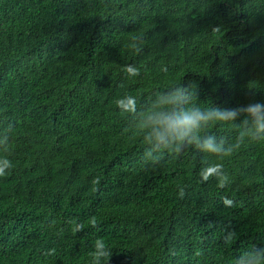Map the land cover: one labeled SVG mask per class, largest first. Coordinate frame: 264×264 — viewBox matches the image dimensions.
<instances>
[{"label":"trees","instance_id":"trees-1","mask_svg":"<svg viewBox=\"0 0 264 264\" xmlns=\"http://www.w3.org/2000/svg\"><path fill=\"white\" fill-rule=\"evenodd\" d=\"M180 84H195L205 107L264 103V0H0V133L14 125L0 264H90L97 238L109 264H234L264 247V142L144 162L135 117L116 101L143 105ZM207 132L236 136L231 124ZM206 162L223 164L227 187L201 182Z\"/></svg>","mask_w":264,"mask_h":264},{"label":"clouds","instance_id":"clouds-1","mask_svg":"<svg viewBox=\"0 0 264 264\" xmlns=\"http://www.w3.org/2000/svg\"><path fill=\"white\" fill-rule=\"evenodd\" d=\"M142 43L140 37H134L129 48L139 53L142 51ZM123 71L129 77L140 75V70L131 64L125 65ZM162 71L167 72V68ZM116 106L122 115L135 117L145 146L143 160L153 166L160 165L166 155H179L189 147L223 159L230 157L246 142H264V103H251L232 109L212 105L205 107L198 99L195 84L172 85L164 90H157L143 105L139 104L135 96L125 95L116 101ZM226 124L233 125L236 130L234 141L227 136L207 132L210 126ZM13 128L14 125L9 124L8 128L0 133V177H5L13 168V163L7 155L11 151V137L7 133ZM199 176L201 182L215 178L217 187L221 189L230 183L222 163L206 162L200 169ZM92 183L98 185L99 178L94 179ZM184 195V189L180 188L179 196L183 198ZM224 204L232 206L234 201L225 198ZM69 223L74 234L84 230V223L75 220ZM90 224L92 227L97 226L95 217L90 219ZM235 238L234 230L227 231L223 241L225 245H231ZM54 253L55 249H52L44 255ZM112 254L108 243L103 238H97L93 242V250L89 253L90 264H109ZM234 264H264V247L253 245L241 252L235 258Z\"/></svg>","mask_w":264,"mask_h":264}]
</instances>
